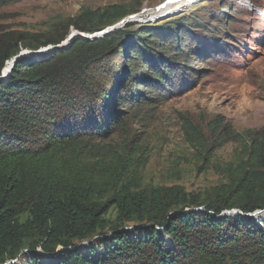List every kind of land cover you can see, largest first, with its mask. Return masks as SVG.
I'll use <instances>...</instances> for the list:
<instances>
[{
    "label": "trees",
    "instance_id": "obj_1",
    "mask_svg": "<svg viewBox=\"0 0 264 264\" xmlns=\"http://www.w3.org/2000/svg\"><path fill=\"white\" fill-rule=\"evenodd\" d=\"M131 12L122 4L86 8L79 16L82 23L74 25L94 31ZM64 38L35 43L0 32V75L23 46L37 49ZM58 53L48 61L46 55L24 56L10 78L0 81V264L24 250L32 252L26 264H264V223L222 216L235 208L246 214L264 211V140L246 145L238 168L230 170L231 185L203 200L187 198L177 186L141 188L132 184L130 167L109 162L107 152L90 143L123 124L117 113L104 110L115 98L104 103L100 90L73 98L75 84H83L92 65L72 48ZM112 66L103 73L125 80L124 62ZM135 78L142 79L140 74ZM90 104L108 113L101 118ZM193 205L204 207L186 211ZM112 206L117 222L106 233L105 215ZM131 222L143 224L136 229L143 234L129 236ZM158 227L171 244L159 238ZM93 237L95 243L81 246ZM39 246L46 253L35 252Z\"/></svg>",
    "mask_w": 264,
    "mask_h": 264
},
{
    "label": "rangeland",
    "instance_id": "obj_2",
    "mask_svg": "<svg viewBox=\"0 0 264 264\" xmlns=\"http://www.w3.org/2000/svg\"><path fill=\"white\" fill-rule=\"evenodd\" d=\"M167 1L8 0L0 4V32L26 36L35 43L65 36L61 43L67 40V48L92 65L87 67L88 76L82 77L83 84H75L73 98L103 91L104 103L115 98L113 106L104 110L123 120L121 127L111 128V136L90 143L107 152L109 162L130 167L132 184L147 189L177 186L187 198L203 200L231 185L230 170L238 168L246 145L256 138L264 140V0H191L171 12L150 16ZM109 4L125 5L132 12L94 31L75 27L82 23L83 10ZM145 10L149 16H138ZM108 28L112 29L97 38L79 36ZM57 44L23 46L19 53L47 46L41 53L48 61L64 50L51 51ZM122 62L128 73L125 80L109 79L108 72L103 73L102 68L119 67ZM88 106L101 118L108 113L94 104ZM226 127L229 132L223 134ZM236 134H240L237 139ZM203 207L193 205L186 211ZM117 216L112 206L105 215L104 232L111 233ZM222 216L264 223V211L246 214L235 208ZM141 225L128 223L129 236L143 234L136 230ZM158 228L159 238L171 244L163 228ZM95 239L80 244L89 246ZM25 251L9 264H26L32 252ZM35 252L46 253L41 246Z\"/></svg>",
    "mask_w": 264,
    "mask_h": 264
},
{
    "label": "bare ground",
    "instance_id": "obj_3",
    "mask_svg": "<svg viewBox=\"0 0 264 264\" xmlns=\"http://www.w3.org/2000/svg\"><path fill=\"white\" fill-rule=\"evenodd\" d=\"M189 1H191V0H168L167 3H165L164 5L155 8L153 10L154 13L151 12L153 14H150V16H153V15L159 16V15L163 14L164 12H171L174 9H178L182 4L188 3ZM145 12H146V10L144 12H142L141 14H139L138 16H141V17L144 16V15L149 16ZM50 49L52 51L53 50V47L51 46ZM20 53H21V58H23L26 55H42V54H45V53H41V49L38 50V51H36V52H32V51H28V50H23ZM20 53H18V54L20 55ZM18 54L16 56H18ZM16 56L13 57V58H11L7 62V64H6V72H5V69H4V72H3V75H2V79H6L8 77L10 70H12V68L14 67V59L16 58Z\"/></svg>",
    "mask_w": 264,
    "mask_h": 264
},
{
    "label": "water",
    "instance_id": "obj_4",
    "mask_svg": "<svg viewBox=\"0 0 264 264\" xmlns=\"http://www.w3.org/2000/svg\"><path fill=\"white\" fill-rule=\"evenodd\" d=\"M159 6H162V5H159ZM158 6V7H159ZM112 28H108V29H106V30H101L100 32H97V33H95V34H91V35H87V34H83V33H80L79 34V36H81V37H83V38H87V39H89V38H97V37H100V36H102L103 34H105V33H107L108 32V30H111ZM69 43H67V40L66 41H64L63 43H61V44H57V45H55L53 48L54 49H65V48H67V47H69ZM30 51H32V52H36L35 50H30ZM20 58H21V53H20V55L18 54V56H16V58L14 59V66H15V64L20 60ZM14 68V67H13ZM13 68H12V70H13ZM12 70H10V72H9V75H8V77H10L11 76V73H12ZM3 73V72H2ZM2 79V76L0 75V80Z\"/></svg>",
    "mask_w": 264,
    "mask_h": 264
},
{
    "label": "clouds",
    "instance_id": "obj_5",
    "mask_svg": "<svg viewBox=\"0 0 264 264\" xmlns=\"http://www.w3.org/2000/svg\"><path fill=\"white\" fill-rule=\"evenodd\" d=\"M154 9V8H153Z\"/></svg>",
    "mask_w": 264,
    "mask_h": 264
}]
</instances>
